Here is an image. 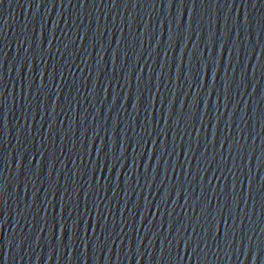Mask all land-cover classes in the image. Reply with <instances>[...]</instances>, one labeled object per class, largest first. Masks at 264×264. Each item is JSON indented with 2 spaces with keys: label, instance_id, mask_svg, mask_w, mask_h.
<instances>
[{
  "label": "water",
  "instance_id": "1",
  "mask_svg": "<svg viewBox=\"0 0 264 264\" xmlns=\"http://www.w3.org/2000/svg\"><path fill=\"white\" fill-rule=\"evenodd\" d=\"M0 264H264V0H0Z\"/></svg>",
  "mask_w": 264,
  "mask_h": 264
}]
</instances>
